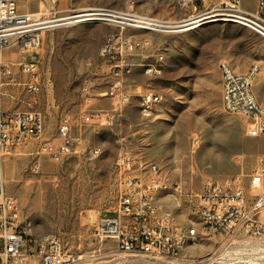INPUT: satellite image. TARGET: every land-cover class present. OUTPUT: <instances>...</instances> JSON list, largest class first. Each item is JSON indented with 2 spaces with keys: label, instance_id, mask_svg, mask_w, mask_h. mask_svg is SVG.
I'll return each mask as SVG.
<instances>
[{
  "label": "rangeland",
  "instance_id": "1",
  "mask_svg": "<svg viewBox=\"0 0 264 264\" xmlns=\"http://www.w3.org/2000/svg\"><path fill=\"white\" fill-rule=\"evenodd\" d=\"M257 2L242 0V6L256 11ZM21 4L24 10L46 12L53 19L38 54L12 47L1 55L15 79L4 86V110H37L45 120L40 137L13 148L3 161L6 191L18 197L23 217L32 221L35 240L58 235L64 251L77 257L71 264H264V236L240 237L228 243L216 235H203L186 256L176 259L123 253L113 239L94 234L97 216H115L124 188L116 168L121 153H129L143 164L156 163L164 177L181 181L180 204L164 198L181 221L198 222L194 195L206 181L237 173L247 180L264 164V135L250 136L247 119L228 114L222 106L219 70L220 61L238 72L258 65L253 90L264 104V37L233 21L155 33L122 28L119 18L80 16L110 10L184 21L191 16L232 12L228 0H193L186 6L176 0H27ZM81 18L88 19L71 22ZM119 30L139 43L130 54L132 73L119 79L130 91V101L112 124L83 123L85 85L94 95L88 110L112 109L106 91L117 78L100 49L107 35ZM146 38L150 45L143 47L141 41ZM157 48L164 54L166 77L164 72L146 74L141 65ZM21 59L39 60L44 87L37 95L24 90L27 76L19 67ZM148 90L159 93L161 101L145 115L139 110L138 96ZM64 117L76 139L74 150L60 161L41 155L39 172H32L30 152L41 142L60 141L58 126ZM88 147L98 153L84 151ZM38 263L39 259L31 262Z\"/></svg>",
  "mask_w": 264,
  "mask_h": 264
},
{
  "label": "built area",
  "instance_id": "2",
  "mask_svg": "<svg viewBox=\"0 0 264 264\" xmlns=\"http://www.w3.org/2000/svg\"><path fill=\"white\" fill-rule=\"evenodd\" d=\"M193 0H176L186 6ZM257 10L243 8L242 0H228L229 9L224 17H235L264 37V0H257ZM21 2L27 0H0V264H71L77 257L64 251L56 234H47L38 242L31 230L32 221L23 217L19 199L5 188L3 161L13 148L33 142L44 130L43 114L37 110H4L2 99L6 83H14L8 64L1 59L2 51L19 47L21 52L38 54L45 32L51 28L53 19L48 13L31 12L22 9ZM225 13V12H224ZM84 16H104L111 20L119 18L121 27L143 29L155 33H170L191 21L203 17H189L184 21L159 18L136 12H91ZM193 23V22H192ZM143 47L150 45V39L141 41ZM139 45L122 30L109 33L104 40L100 54L117 81L106 91L112 109L90 111L94 95L91 87H83L85 107L82 111L83 123L112 124L121 116V108L131 98L130 91L119 79L132 73L130 54ZM164 54L157 48L154 54L146 55L141 65L146 74L161 75ZM88 65L94 67L89 61ZM19 67L27 76L24 90L39 94L44 87V78L39 60L21 59ZM222 75V106H227L228 114H239L247 119L246 131L250 136L264 135V105L255 102L253 84L259 73V66L253 65L244 72L236 71L226 61L219 63ZM161 101V95L152 90L138 96L141 113L151 114ZM60 141L56 144L41 142L30 152V170L38 173L43 154L60 161L72 153L76 139L70 132L68 118L64 117L58 126ZM84 151L96 154L95 148ZM118 175L122 179L123 190L115 216L95 218L94 234L100 239L111 238L118 251L149 258H181L182 251H189L190 243L199 244L203 235H216L228 243L240 237L259 238L264 236V164H261L246 180L242 173L226 176L218 180L206 181L195 193L198 222L194 220L176 221L175 213L164 204V196H172L173 204L179 205L183 197L180 180L171 181L164 177L156 163H145L129 153H121L116 159ZM170 204V205H173Z\"/></svg>",
  "mask_w": 264,
  "mask_h": 264
},
{
  "label": "bare ground",
  "instance_id": "3",
  "mask_svg": "<svg viewBox=\"0 0 264 264\" xmlns=\"http://www.w3.org/2000/svg\"><path fill=\"white\" fill-rule=\"evenodd\" d=\"M83 15H90V14L85 13V14H81L80 16H83ZM226 15H227V14L224 13V12H218V13L216 12V13H214V14H212V15L204 16L203 18H201V19H199V20L191 21V22H190L191 24H190L188 27L184 28V29L197 27V26H199V25L206 24V23H210V22L217 21V20L233 21V22H237V23H238V19H237V18H235V17H228V18H227V17H224V16H226ZM77 16H79V15H77ZM77 16H73V17H77ZM214 17H216V18H214ZM217 17H219V18H217ZM86 19H88V18H81V19H78V20H73V21H71V22L81 21V20H86ZM192 22H193V23H192ZM252 66H253V65H252ZM252 66H250V67H252ZM250 67H249V68H250ZM221 83H222V75H221ZM254 100H255V102H259V101L257 100V98H256L255 93H254ZM223 108H224L225 111L228 113L227 106H223ZM164 198H167V199L173 201V197H172V196H164ZM164 204H165V203H164ZM175 220H176V221H181V220L179 219V217H178L176 214H175ZM195 245H197V243H190V244H189V249H190L192 246H195ZM188 252H189V251H182V257L186 256ZM252 263H253V262H252ZM254 263H255V262H254ZM256 264H258V263H256ZM259 264H260V263H259Z\"/></svg>",
  "mask_w": 264,
  "mask_h": 264
},
{
  "label": "crops",
  "instance_id": "4",
  "mask_svg": "<svg viewBox=\"0 0 264 264\" xmlns=\"http://www.w3.org/2000/svg\"><path fill=\"white\" fill-rule=\"evenodd\" d=\"M229 64H230V63H229ZM247 69H248V68H247ZM247 69L242 67L240 71H241V72H244V71H246ZM163 72H164V77H166V76H167V75H166L167 72L164 70V68H163ZM163 72H162V73H163ZM253 85H254V84H253ZM253 91H254V90H253ZM221 92H222V91H221ZM254 93H255V92H254ZM255 95H256V93H255ZM256 98H257V100H258L257 95H256ZM258 101H259V100H258ZM259 102H260V101H259ZM260 103H261V102H260ZM261 104H263V103H261ZM263 105H264V104H263ZM2 106H3V99H2ZM94 111H98V110H94ZM163 202H164V203H169V202L166 201V200H163Z\"/></svg>",
  "mask_w": 264,
  "mask_h": 264
}]
</instances>
